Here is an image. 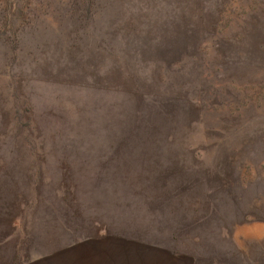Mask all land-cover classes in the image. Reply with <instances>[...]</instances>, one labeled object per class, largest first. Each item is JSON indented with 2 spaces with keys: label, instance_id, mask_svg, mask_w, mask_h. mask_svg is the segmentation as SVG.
Returning a JSON list of instances; mask_svg holds the SVG:
<instances>
[{
  "label": "rangeland",
  "instance_id": "rangeland-1",
  "mask_svg": "<svg viewBox=\"0 0 264 264\" xmlns=\"http://www.w3.org/2000/svg\"><path fill=\"white\" fill-rule=\"evenodd\" d=\"M139 248L264 264V0H0V264Z\"/></svg>",
  "mask_w": 264,
  "mask_h": 264
},
{
  "label": "crops",
  "instance_id": "crops-1",
  "mask_svg": "<svg viewBox=\"0 0 264 264\" xmlns=\"http://www.w3.org/2000/svg\"><path fill=\"white\" fill-rule=\"evenodd\" d=\"M114 248H115V250L118 249L117 252L118 251H121V249H123V250L131 249V247L123 246V245H120V244H115L114 245ZM107 249H110V248H107ZM112 252H114L113 249H111L109 251L107 250V252H105L106 253L105 255H107V258L105 257L106 259H104V260L103 259L101 260V258H100L99 264H108V263H110V264H116V263H113V258H112L113 256H111V253ZM146 253H148L146 249H140L138 254H140L141 260H134L136 262L135 264H155V263H151V262H155L158 259H162L163 258L162 255L159 252H157V251L156 252H153L155 254H158V256L156 257V259L151 254H146ZM109 254H110V256H108ZM117 254H119V252ZM149 255H151V257H149ZM120 257L126 258L125 256L124 257L123 256H120ZM76 258L79 259L80 257H76ZM148 259H149V261H148ZM111 260H112V262H111Z\"/></svg>",
  "mask_w": 264,
  "mask_h": 264
}]
</instances>
